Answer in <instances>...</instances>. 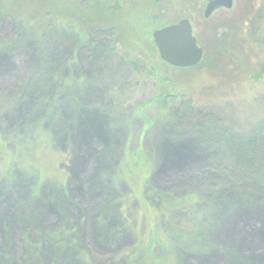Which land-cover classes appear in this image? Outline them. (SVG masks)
Listing matches in <instances>:
<instances>
[{
  "label": "rangeland",
  "instance_id": "obj_1",
  "mask_svg": "<svg viewBox=\"0 0 264 264\" xmlns=\"http://www.w3.org/2000/svg\"><path fill=\"white\" fill-rule=\"evenodd\" d=\"M1 2L0 264H142L138 242L169 245L165 229L188 225L213 252L186 247L180 264H264V183L221 135L264 120V0L207 18L208 0H102L116 10L104 36ZM182 18L203 48L192 69L164 63L152 37Z\"/></svg>",
  "mask_w": 264,
  "mask_h": 264
},
{
  "label": "trees",
  "instance_id": "obj_2",
  "mask_svg": "<svg viewBox=\"0 0 264 264\" xmlns=\"http://www.w3.org/2000/svg\"><path fill=\"white\" fill-rule=\"evenodd\" d=\"M1 1L2 0H0V19L11 18L10 14L12 12L9 14V10L5 8L6 5H3ZM101 1L102 0H94L93 3L91 1L89 2V7L84 8L74 5L71 0H17L20 6L25 5L29 6L30 8H33L35 12L32 14L39 15L36 17L43 18L52 13H60L59 16H62L63 14L67 13L70 16H73L76 20L83 19L86 22V25L84 27H86V30L88 32L90 31L89 33L91 35L93 33H97V35L103 36L107 34L111 35L112 31L116 29V25L114 24L116 10L115 7L111 4H109L108 6L107 4H105L103 8V4H101ZM96 26H100L101 28H97ZM197 65L189 67L188 69H192ZM259 75L264 77V62L261 66ZM196 131L198 132V134H200V139L202 141L204 139V141L209 144V146L213 145L214 147V145L216 144V140L212 139L211 136H208L205 133L204 125H197ZM224 134L225 138H222L223 141L226 140L224 141V145L226 148L232 151L234 157L236 156L238 158V166L240 168V171H246L255 166V170L251 173L252 184L257 185L259 183H264V120L259 122L254 129H252L249 133L245 134L244 136L238 133H234L227 129H222L221 135ZM217 139L218 143L220 144V138L217 137ZM147 148V151L151 153L155 150L153 148V145ZM143 151H145V149H143ZM256 153L258 155H255ZM259 167L263 170L259 171L260 179L258 180V178H254L253 176L258 170H260ZM244 168L247 169L244 170ZM242 175L245 174L242 173ZM145 187H147V189ZM145 187L144 196L147 197V194L149 193L148 185L146 184ZM197 190L198 188L196 189V191ZM201 190L202 188L200 189V191ZM176 191H180V189L177 188ZM197 193L202 196L201 192L197 191ZM195 195L196 193L193 196L195 197ZM151 198L152 197L149 196L147 199L149 200ZM178 198L181 197H177V199ZM187 231H189V233ZM165 232L168 233L167 238L169 240V245L166 244L165 240L164 242H162V240L158 236L156 238L155 235L150 238L149 244L146 243L147 245L141 242L144 240H141L140 242H138L137 246L131 254V261H139V249L137 247L143 249L145 246L147 247L149 245L150 246L146 249H149L150 252L152 250V254H149V256L146 257L147 259L144 258L142 264H180L179 259L180 257H182V254H176L180 253L182 250H184V248L186 249V247L190 249H187V252L189 251L190 254L196 252H204L210 254L213 252V248L211 245L203 244L202 241H199V237H202V235H204L203 230H197L194 225H188L186 230L187 233L185 234V230H182L179 234L180 237H176L174 239H171L173 232L170 229L166 228ZM195 240L199 244L196 243ZM158 243H160L161 245H159ZM174 247L181 248H179L180 250H175L176 248ZM169 260L174 261L170 263Z\"/></svg>",
  "mask_w": 264,
  "mask_h": 264
},
{
  "label": "water",
  "instance_id": "obj_3",
  "mask_svg": "<svg viewBox=\"0 0 264 264\" xmlns=\"http://www.w3.org/2000/svg\"><path fill=\"white\" fill-rule=\"evenodd\" d=\"M233 0H208L204 17H209L219 7L231 8ZM160 58L175 67H191L203 57V49L197 45L189 19L156 29L152 33Z\"/></svg>",
  "mask_w": 264,
  "mask_h": 264
}]
</instances>
